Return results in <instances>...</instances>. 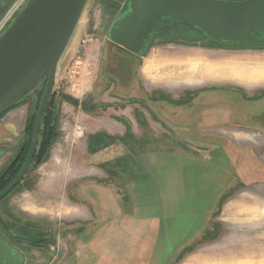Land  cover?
<instances>
[{
	"label": "rangeland",
	"instance_id": "1",
	"mask_svg": "<svg viewBox=\"0 0 264 264\" xmlns=\"http://www.w3.org/2000/svg\"><path fill=\"white\" fill-rule=\"evenodd\" d=\"M14 2L0 0V24ZM128 2L88 0L59 65L56 136L0 199V225L26 243L0 237L24 264H264V128L219 121L236 111L214 107L262 102L264 77L182 75L193 62L262 66L264 44H219L175 24L128 57L108 33ZM46 82L0 115V180L24 164Z\"/></svg>",
	"mask_w": 264,
	"mask_h": 264
},
{
	"label": "water",
	"instance_id": "2",
	"mask_svg": "<svg viewBox=\"0 0 264 264\" xmlns=\"http://www.w3.org/2000/svg\"><path fill=\"white\" fill-rule=\"evenodd\" d=\"M87 2L26 0L15 18L11 21L12 17L0 32V115L47 78L26 159L18 175L0 191V199L30 170L43 115L55 91L60 62ZM174 22L194 26L219 44H264V0H129L125 13L112 23L109 38L116 45L139 54L158 28ZM23 256L0 237V264H22Z\"/></svg>",
	"mask_w": 264,
	"mask_h": 264
},
{
	"label": "flooded vegetation",
	"instance_id": "3",
	"mask_svg": "<svg viewBox=\"0 0 264 264\" xmlns=\"http://www.w3.org/2000/svg\"><path fill=\"white\" fill-rule=\"evenodd\" d=\"M128 7V6H127ZM127 7L126 9L124 10L123 13H125V11L127 10ZM172 23L170 24H165V25H162L160 28L157 29V31L155 32V34L153 35L152 39L150 41H148V43L146 44V47L144 49V51L142 53H134L132 51H129L127 49H124L118 45H116L119 49H121L128 57H136V56H140V57H143V54L144 52L151 46V44L154 42V38L156 37V35L158 33H163L166 29H168L170 27ZM233 89V88H232ZM233 90H239L240 89H233ZM253 96V94H252ZM191 100V99H188V101ZM243 101V99H242ZM250 101V100H249ZM264 101V100H263ZM259 102V103H254L251 102L252 104H243L240 100H234V102L232 101L230 103V101L227 103V100H223L221 99L220 100V106H214V107H221L223 109L226 108L228 111L229 109H233L236 111L235 114L233 115H230V114H223L222 112V116H220L219 118V121H225V120H229V122L231 123H235L233 124V126H248V120L251 121L252 123H257L260 128H264V102ZM145 103V101H144ZM189 103V102H188ZM194 103V102H193ZM224 103V104H222ZM198 110L200 111V105H196ZM188 107H191L193 109V105L192 104H188ZM206 106H202V108H204ZM202 110V109H201ZM198 111V112H199ZM225 112V110H224ZM197 116V115H196ZM223 118V119H222ZM232 119V120H231ZM194 123V122H193ZM224 149V148H222ZM0 229L6 234V238H8V240H10L11 242H19V241H22V243H26V242H23V239H20V238H14L8 231L7 229H3L2 226L0 225ZM30 243V242H29ZM31 244V243H30Z\"/></svg>",
	"mask_w": 264,
	"mask_h": 264
},
{
	"label": "crops",
	"instance_id": "4",
	"mask_svg": "<svg viewBox=\"0 0 264 264\" xmlns=\"http://www.w3.org/2000/svg\"><path fill=\"white\" fill-rule=\"evenodd\" d=\"M261 63L263 65L259 66V68L255 67V66L244 68V67H242L241 61H238L237 59H234V60L229 59V60H223L219 64H216V65H212L211 63H208V64H206V67L204 66L205 69H202L201 65H199L198 62H193L190 64V69H189L190 71L185 72L182 75L185 78H187V81L190 83H200V82L207 80L209 78L233 79V80H238V81H243V80L244 81H254V80H256V78L258 79L259 77H262V76L264 77V60ZM221 66H222V68H221ZM236 66H238V67H236ZM218 68H220V69H218ZM223 68H225V69H223ZM221 69H223V70H221ZM207 70H209V73ZM226 71L229 72V74L226 73ZM246 72H248L249 74H247ZM214 74H216V75H214ZM221 75H223V76H221ZM237 75H239V77ZM248 78H251V79H248ZM107 262H108L107 264H110L109 261H107ZM111 264H113V262Z\"/></svg>",
	"mask_w": 264,
	"mask_h": 264
},
{
	"label": "trees",
	"instance_id": "5",
	"mask_svg": "<svg viewBox=\"0 0 264 264\" xmlns=\"http://www.w3.org/2000/svg\"><path fill=\"white\" fill-rule=\"evenodd\" d=\"M16 1L17 0H15V2ZM14 3H13V5H14ZM175 24L178 25L179 28H182V29H185L184 27L187 28V25L178 24V23H172L171 27L175 26ZM189 27H194V26H189ZM52 99H53V96L51 98V101L49 103L47 110L45 111V113L43 115L38 146H37V150H36V153L34 155L33 160L41 161L46 156V154L50 148V145L52 144V142L56 136L55 125L53 123L54 118H52L51 108H50L52 103H53ZM34 123H35V116L30 119V124L28 126V132L30 135H32V133H33ZM29 145H30V140H29V143L27 144V147L25 148L26 149V153L24 155L25 157L27 155ZM25 157H24V159H25ZM16 166H17L16 163H14L13 166H11L10 169L8 170V172L10 174L9 177L4 178L3 180H0V191L5 189L13 181V179L18 175L21 168H18V166L17 167Z\"/></svg>",
	"mask_w": 264,
	"mask_h": 264
},
{
	"label": "built area",
	"instance_id": "6",
	"mask_svg": "<svg viewBox=\"0 0 264 264\" xmlns=\"http://www.w3.org/2000/svg\"><path fill=\"white\" fill-rule=\"evenodd\" d=\"M26 0H20V5L16 8V10L25 2ZM15 10V11H16ZM15 11H13L1 24H0V32L2 29L6 26V23L10 21V19L13 17Z\"/></svg>",
	"mask_w": 264,
	"mask_h": 264
},
{
	"label": "bare ground",
	"instance_id": "7",
	"mask_svg": "<svg viewBox=\"0 0 264 264\" xmlns=\"http://www.w3.org/2000/svg\"><path fill=\"white\" fill-rule=\"evenodd\" d=\"M233 60H234V59H233ZM231 66H232V65H231ZM238 66H239V65H238ZM238 66H236V67H238ZM240 66H241V65H240ZM250 66H251V65H250ZM234 67H235V66H234ZM221 68H222V66H221ZM244 68H245V67H244ZM258 68H259V67H258ZM208 69H209V68H208ZM218 69H220V68H218ZM223 69H225V68H223ZM223 69H221V70H223ZM227 69H228V68H227ZM241 69H242V68H241ZM261 69H262V68H261ZM207 71H208V73H209V70H207ZM230 71H231V70H230ZM222 72H223V71H222ZM218 73H219V72H218ZM226 73L229 74V72H227V71H226ZM226 73H225V74H226ZM246 73L249 74L248 72H246ZM206 74H207V73H206ZM214 75H216V74H214ZM207 76H208V75H207ZM210 76H211V75H210ZM221 76H223V75H221ZM237 76L239 77V75H237ZM205 77H206V76H205ZM238 77H237V78H238ZM243 77H244V76H243ZM247 77H248V76H247ZM262 77H263V76H262ZM240 78H241V77H240ZM244 78H245V77H244ZM248 79H251V78H248ZM256 79H257V78H256ZM243 81H244V80H243ZM251 263H252V262H251ZM251 263H250V264H251Z\"/></svg>",
	"mask_w": 264,
	"mask_h": 264
}]
</instances>
